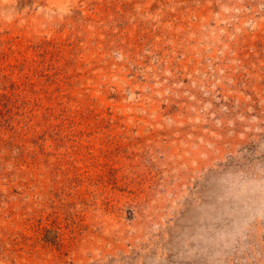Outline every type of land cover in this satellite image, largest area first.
<instances>
[{
    "label": "rangeland",
    "instance_id": "rangeland-1",
    "mask_svg": "<svg viewBox=\"0 0 264 264\" xmlns=\"http://www.w3.org/2000/svg\"><path fill=\"white\" fill-rule=\"evenodd\" d=\"M0 264H264V0H0Z\"/></svg>",
    "mask_w": 264,
    "mask_h": 264
}]
</instances>
